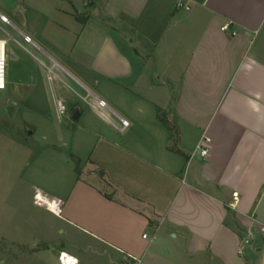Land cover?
I'll return each instance as SVG.
<instances>
[{"label": "crops", "instance_id": "obj_1", "mask_svg": "<svg viewBox=\"0 0 264 264\" xmlns=\"http://www.w3.org/2000/svg\"><path fill=\"white\" fill-rule=\"evenodd\" d=\"M49 1L65 45L45 39L50 23L0 0V17L50 50L37 46L59 70L49 76L66 106L57 112L77 132L75 155L87 146L57 196L65 246L45 243L35 260L59 264L65 251L78 264H264L257 228L238 253L244 230L264 226V0H182L188 10L179 0ZM60 71L85 93L69 92ZM9 78L8 97L22 100L24 81Z\"/></svg>", "mask_w": 264, "mask_h": 264}, {"label": "rangeland", "instance_id": "obj_2", "mask_svg": "<svg viewBox=\"0 0 264 264\" xmlns=\"http://www.w3.org/2000/svg\"><path fill=\"white\" fill-rule=\"evenodd\" d=\"M4 1L24 10L27 18L39 19L34 21L39 27L50 23L48 41L68 43L69 38L55 34L52 17L57 14L49 0H38V6L31 0ZM7 16L9 23L0 19L4 29H0V38L6 39L7 80L13 73L21 77L23 84L16 85L24 98L16 101L8 97L7 88L0 91V264H40L35 254L45 243L54 248L65 246L61 233L65 223L58 215L61 203L57 196L65 195L73 175L71 167L80 169L87 146L82 143V156L75 155L77 132L72 137L65 126L69 118L64 120L57 112L56 81L49 76L59 70L48 69L52 61L41 49L50 50L39 37H33L35 45L27 41L18 31L26 28L13 15ZM63 75L69 92L85 93L75 80Z\"/></svg>", "mask_w": 264, "mask_h": 264}, {"label": "built area", "instance_id": "obj_3", "mask_svg": "<svg viewBox=\"0 0 264 264\" xmlns=\"http://www.w3.org/2000/svg\"><path fill=\"white\" fill-rule=\"evenodd\" d=\"M176 8H184L186 10L189 9L188 5H185L183 3L182 0H179L176 3ZM2 22H7V19L4 16L0 17ZM229 25L226 24L224 26L221 27V30L226 31L228 30ZM0 29L4 31V29L0 26ZM26 40L28 41L29 38L26 37ZM5 44H6V39L0 38V91L6 90L7 88V60H6V52H5ZM98 105L100 107H105V102L102 100L98 101ZM58 106V110L60 113H64L66 110V106L64 105V103L62 101H58L57 103ZM121 121V125L122 127H125L128 125V121L124 120V119H120ZM207 149L203 148L200 151V156H204L207 154ZM232 198H233V202L230 205V207L232 208H236L238 202H239V198H238V194L236 192H234L232 194ZM253 218V216L251 217ZM253 221H255L253 219ZM256 222V221H255ZM257 228L260 232H264V226H261L258 223H255V226H249L248 228H246L244 231V236L241 238V243L239 244L238 247V253L239 254H243L245 248L251 246L253 244V229ZM146 234L143 235L144 238H146ZM58 262L59 264H78V260L76 258H74L72 255L68 254L65 251H61L58 254Z\"/></svg>", "mask_w": 264, "mask_h": 264}, {"label": "water", "instance_id": "obj_4", "mask_svg": "<svg viewBox=\"0 0 264 264\" xmlns=\"http://www.w3.org/2000/svg\"><path fill=\"white\" fill-rule=\"evenodd\" d=\"M78 115H79V112L76 111V112L73 114L72 118H73V119H77ZM101 173H102V172H100V174H101Z\"/></svg>", "mask_w": 264, "mask_h": 264}]
</instances>
